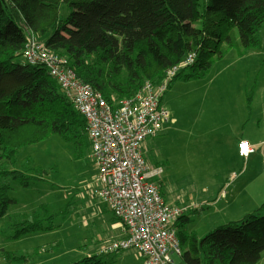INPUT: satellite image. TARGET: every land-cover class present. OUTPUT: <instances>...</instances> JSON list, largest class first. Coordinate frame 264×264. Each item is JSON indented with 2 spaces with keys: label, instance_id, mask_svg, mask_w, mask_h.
I'll use <instances>...</instances> for the list:
<instances>
[{
  "label": "trees",
  "instance_id": "16d2710c",
  "mask_svg": "<svg viewBox=\"0 0 264 264\" xmlns=\"http://www.w3.org/2000/svg\"><path fill=\"white\" fill-rule=\"evenodd\" d=\"M262 29L264 0H0V224L7 218V240L58 229L48 205H40L31 216H7L9 207L19 203L10 197L13 184L25 189L44 180L33 169L15 168L20 149L37 142L30 139L9 149L7 136L34 126L45 136L40 142L58 136L74 144L78 153L85 146L90 150L83 118L48 71L16 63L24 60L30 37L67 58L78 79L107 101L119 102L136 96L146 82H159L191 53L197 54L195 64L172 83L202 78L228 49L240 47L241 55L259 49ZM263 211L264 204L202 239L178 225L181 261L258 264L264 254ZM188 220L182 216L179 222ZM114 244L109 241L99 255L84 256L73 264H107L103 257L121 253L110 249ZM2 256L0 264L30 262L27 254Z\"/></svg>",
  "mask_w": 264,
  "mask_h": 264
},
{
  "label": "rangeland",
  "instance_id": "374dc122",
  "mask_svg": "<svg viewBox=\"0 0 264 264\" xmlns=\"http://www.w3.org/2000/svg\"><path fill=\"white\" fill-rule=\"evenodd\" d=\"M62 14H67L66 7L62 8ZM259 35V49H250L243 55L240 47L228 49L222 60L214 62L209 73L196 80L178 79L171 83L162 98L170 116V126L174 127L168 136L162 135L158 144H154L153 152L147 157L148 163L151 170H162L158 181L165 202L180 209L189 219L178 225L185 226L199 239L223 225L227 215L222 210L224 203H236L235 210L248 208L256 196L260 200L264 198V143L259 153L251 155L255 166L243 173L244 180L238 179L243 183L232 187L235 181L226 184L208 180L213 176L221 179L225 170L222 164L229 158L226 151L234 143L239 154L241 138L228 140L229 130H243L246 135L264 138L263 29ZM16 63L23 64L24 60ZM239 97H242L241 102ZM242 113H247V117ZM208 126L210 132L220 130L212 134L217 137L215 141L210 139ZM44 137L34 126L7 136L9 149L19 148L30 139L37 142L20 149L15 168L33 169L44 175L37 176L44 178L43 181L34 182L29 188L12 185L10 197L19 203L9 207L7 216H31L40 205H48L58 229L9 241L6 218L0 224V263L4 262L1 258L5 252L16 257L29 255V264H73L84 256L99 255L109 241L122 239L123 232L115 228L117 221L112 212L94 194L92 184L96 166L88 155L90 150L85 146L78 153L74 144L65 143L58 136L40 142ZM153 140L148 139L144 147ZM242 169L241 164L239 170ZM223 190L230 193L225 202L217 199ZM35 249H40V253L36 254ZM103 260L107 264L143 263L142 257L133 250L106 256ZM258 264H264V254Z\"/></svg>",
  "mask_w": 264,
  "mask_h": 264
},
{
  "label": "built area",
  "instance_id": "2783aa9c",
  "mask_svg": "<svg viewBox=\"0 0 264 264\" xmlns=\"http://www.w3.org/2000/svg\"><path fill=\"white\" fill-rule=\"evenodd\" d=\"M196 59L197 54L191 53L159 82H146L133 98L109 102L78 79L67 58L35 38L30 37L24 49V62L45 68L85 122L90 158L96 166L94 194L124 227L122 239L110 249L133 250L143 264H184L178 228L182 212L165 202L158 181L162 170H151L143 145L161 134L169 119L162 98ZM253 154L255 148L248 142L239 143L241 158Z\"/></svg>",
  "mask_w": 264,
  "mask_h": 264
},
{
  "label": "crops",
  "instance_id": "0c3cea01",
  "mask_svg": "<svg viewBox=\"0 0 264 264\" xmlns=\"http://www.w3.org/2000/svg\"><path fill=\"white\" fill-rule=\"evenodd\" d=\"M241 87L243 88L244 85L242 84ZM241 101H242V97H239V102H241ZM242 115H246V117H247V113L246 114L242 113ZM174 122H175V120H174ZM227 125L230 126V121H228ZM173 127L170 126V116H169V120H168L167 124H165L164 127L162 128L161 134H159L158 137H155L154 140L152 142H150V144H146L145 147L143 145V154H144L147 162H148V158H147L148 155L153 152L154 144H158V141H160V138L162 137V135L165 134V136H168L169 133L173 130ZM207 129H208V132L210 134L211 141H215L217 139V137H213L214 135H212V134H216L220 130L210 132V130H209L210 126H208ZM228 129H230V128H228ZM228 138H229L228 140H235L237 138H241V140L238 142V144L241 141L248 142L251 146L255 147V150H256L255 154L260 152V150H259L260 145L262 143H264V138H258V136L256 134L246 135L243 130H234V129L229 130ZM226 152L229 155V158H227L222 164L225 167V170H224L223 174L221 175V179H216L215 178L216 176H213V178L208 179V180H210V181L219 180L220 182L226 183V184H229V183H232L235 181L234 186H232V187H235V186H238V182H239V184L243 183V182L239 181V180H244L243 173L246 170L250 169L251 167L255 166L252 162L253 157L249 156L248 159H246V160L241 158L238 154V147L235 146V143L233 144L232 147H229ZM88 155H89V153H88ZM241 164H242L243 169L239 170ZM214 165H215V162H214ZM246 166H248L247 169H246ZM238 171H241L240 174H237ZM95 176H96V171H95V174L93 175V180H94ZM236 180H238V181H236ZM92 188H93V186H92ZM161 194L164 198L162 191H161ZM221 195H222V197H221ZM229 195H230V193H226V191L223 190V191H221L220 196L217 197V199H218V201L222 200L223 202H225L228 200ZM263 200H264V198L260 200L259 196H256L254 198V200L251 202V204L248 206V208H242L241 209L238 207L235 210H234V206L236 203H234V204L230 203V202L224 203L222 210L225 211L227 213V215H226V219L224 221H222V222H224L223 225L230 223V222L239 221L241 218H243V216H247V215L255 212L256 210H258L263 205V203H264ZM261 203H262V205H261ZM237 216H239V217H237ZM115 228H119V230L122 232V226L118 222L116 223Z\"/></svg>",
  "mask_w": 264,
  "mask_h": 264
},
{
  "label": "snow or ice",
  "instance_id": "6c2138e0",
  "mask_svg": "<svg viewBox=\"0 0 264 264\" xmlns=\"http://www.w3.org/2000/svg\"><path fill=\"white\" fill-rule=\"evenodd\" d=\"M243 147H244V148H247V147H248V145H247V144H245V145H243Z\"/></svg>",
  "mask_w": 264,
  "mask_h": 264
},
{
  "label": "flooded vegetation",
  "instance_id": "af4514ba",
  "mask_svg": "<svg viewBox=\"0 0 264 264\" xmlns=\"http://www.w3.org/2000/svg\"><path fill=\"white\" fill-rule=\"evenodd\" d=\"M89 156H90V153H89Z\"/></svg>",
  "mask_w": 264,
  "mask_h": 264
}]
</instances>
